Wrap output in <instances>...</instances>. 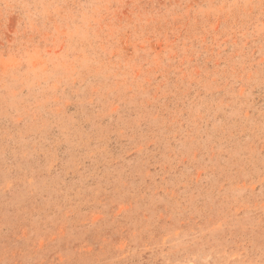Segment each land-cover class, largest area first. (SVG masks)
I'll return each mask as SVG.
<instances>
[{
  "label": "rangeland",
  "instance_id": "rangeland-1",
  "mask_svg": "<svg viewBox=\"0 0 264 264\" xmlns=\"http://www.w3.org/2000/svg\"><path fill=\"white\" fill-rule=\"evenodd\" d=\"M0 264H264V0H0Z\"/></svg>",
  "mask_w": 264,
  "mask_h": 264
}]
</instances>
